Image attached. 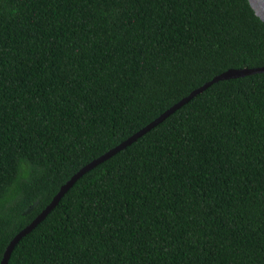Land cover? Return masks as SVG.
Instances as JSON below:
<instances>
[{"label": "trees", "instance_id": "1", "mask_svg": "<svg viewBox=\"0 0 264 264\" xmlns=\"http://www.w3.org/2000/svg\"><path fill=\"white\" fill-rule=\"evenodd\" d=\"M257 67L249 0H0V264L79 170ZM9 264H264V73L86 173Z\"/></svg>", "mask_w": 264, "mask_h": 264}, {"label": "water", "instance_id": "2", "mask_svg": "<svg viewBox=\"0 0 264 264\" xmlns=\"http://www.w3.org/2000/svg\"><path fill=\"white\" fill-rule=\"evenodd\" d=\"M252 8L256 12V15L261 18L264 22V0H249ZM264 73V67H257V68H244V69H231L228 70L218 76H216L212 81L204 84L203 86L199 87L198 89L192 91L187 97L180 100L178 103L173 105L170 109H168L165 113L151 122L149 125L144 127L142 130L131 136L126 141L122 142L117 147L111 149L101 157L95 159L81 170H79L65 185L60 188V191L57 195L53 198L52 202L47 206L45 210H43L35 219L32 221L31 224L26 226L23 230H21L10 242L8 245L2 263L1 264H9L10 257L19 244V242L30 234L42 221L46 219V217L59 205L60 201L64 197V195L74 186V184L86 173L100 165L101 163L109 160L119 152L125 150L127 147L135 143L139 138L144 136L146 133L150 132L152 129L163 123L168 117L173 115L191 100H193L196 96L206 91L211 85L224 80L236 79L241 77H246L250 75H256ZM33 209V206L29 207L26 212H30Z\"/></svg>", "mask_w": 264, "mask_h": 264}]
</instances>
